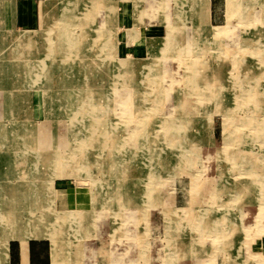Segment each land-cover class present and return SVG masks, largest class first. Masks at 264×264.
I'll return each instance as SVG.
<instances>
[{
	"label": "rangeland",
	"instance_id": "1",
	"mask_svg": "<svg viewBox=\"0 0 264 264\" xmlns=\"http://www.w3.org/2000/svg\"><path fill=\"white\" fill-rule=\"evenodd\" d=\"M14 1L0 0V264L34 238L52 264H264V0H36L32 27L10 21Z\"/></svg>",
	"mask_w": 264,
	"mask_h": 264
},
{
	"label": "crops",
	"instance_id": "2",
	"mask_svg": "<svg viewBox=\"0 0 264 264\" xmlns=\"http://www.w3.org/2000/svg\"><path fill=\"white\" fill-rule=\"evenodd\" d=\"M210 3L211 6L217 4L219 0ZM36 0H16L9 9L10 21L17 27H32L38 18L44 15L39 11ZM213 18V12L209 15ZM14 27V26H13ZM7 264H52L51 245L47 238H34L27 240L10 239L8 241Z\"/></svg>",
	"mask_w": 264,
	"mask_h": 264
},
{
	"label": "bare ground",
	"instance_id": "3",
	"mask_svg": "<svg viewBox=\"0 0 264 264\" xmlns=\"http://www.w3.org/2000/svg\"><path fill=\"white\" fill-rule=\"evenodd\" d=\"M65 8V7H64ZM96 8V7H95ZM87 9V8H86ZM64 11H65V9H64ZM68 11H70V10H68ZM89 17V16H88ZM87 17V18H88ZM91 18H92V16H91ZM227 27V26H226ZM63 28V27H62ZM70 28V27H69ZM170 28V27H169ZM174 28V27H173ZM65 28H63V31H64V33L66 34V32H65V30H64ZM228 29V28H227ZM70 30V29H69ZM172 31H173V29H172ZM172 31L170 30V34L169 35H171V33H172ZM223 31H224V29H223ZM61 33V35H62V32H60ZM50 34V33H49ZM26 35V34H25ZM28 35V34H27ZM26 35V36H27ZM51 35V34H50ZM49 35V36H50ZM28 36H30V35H28ZM73 36H75V35H73ZM51 38H48V36H47V32H46V35L43 37V41H42V43H43V45L42 46H44V44H45V47L47 48L46 49V51L49 49V47L51 46L52 47V45L54 44V40L55 39H52V36H50ZM65 37L67 38V36L65 35ZM169 38H171V36H169ZM50 40V44H48V41ZM73 40H74V43H76L77 42V44H79V45H81V43H80V41L79 40H77V39H74L73 38ZM26 41V40H25ZM32 42H33V37L32 36H30V38L28 39V41H27V43L29 44L28 46L29 47H32ZM47 42V43H46ZM32 44V45H31ZM170 45V44H169ZM77 46V45H76ZM167 46H168V44L166 43L165 45L163 44L162 45V48H161V50H163V48L165 47V48H167ZM28 47V48H29ZM98 47V46H97ZM85 49V48H84ZM71 50V49H70ZM83 51H85V50H83ZM77 53V52H76ZM84 53V52H83ZM27 55H29L28 56V60L29 59H33L34 60V62H35V65H36V76H35V80H37L39 77H41L42 79H44V78H49V74H48V71H49V64H45V62H47V59H45V54L43 53V54H39V52H27ZM52 55V54H51ZM53 56V55H52ZM53 58V57H52ZM78 58V57H77ZM264 58V57H263ZM263 61H264V59H263ZM17 63V62H16ZM10 64V63H9ZM195 64V63H194ZM18 67V66H17ZM39 67V68H38ZM61 67V66H60ZM4 70H6V69H4ZM207 70V69H206ZM3 71V70H2ZM105 71V70H104ZM8 72V71H7ZM10 72V71H9ZM202 73L204 72V71H201ZM106 73V72H105ZM213 73L214 72H212L211 74H210V76H213ZM12 74V73H11ZM26 77V76H25ZM45 80V79H44ZM37 82V81H36ZM205 82V81H204ZM197 89H195V91H197V92H201V93H203L202 91H200V88H201V86L199 85V84H197L196 86H195ZM2 89V88H1ZM79 91V90H78ZM211 91V90H210ZM210 91H208V92H210ZM206 93H207V91H206ZM245 98H246V96H245ZM62 99H63V97H62ZM93 99H95V97L93 96ZM203 99H205V100H210V97L209 98H203ZM67 100V99H66ZM90 100V99H89ZM97 100V99H96ZM202 100V99H201ZM227 116V122H226V124L224 123L223 124V126L225 127V128H227L226 130H225V132H226V134H225V136H226V138L227 137H230L231 135H233L234 133L233 132H231V130H229L228 128H229V126H231L232 125V122H231V119L233 118V115H230V114H228V115H226ZM187 119V118H186ZM189 119V118H188ZM241 119V118H240ZM89 126V125H88ZM235 128V127H234ZM36 130V129H35ZM232 131H235V130H232ZM35 133V132H34ZM29 134V133H28ZM25 135V137H29V138H32V136H34V134L33 135H31V133L29 134V135ZM4 136H5V133L3 134ZM46 135L44 134V131H42V132H39V130H38V134H37V138H36V141L37 142H39V141H41V140H46ZM31 142V141H30ZM29 143V142H28ZM41 149V148H40ZM235 153V152H234ZM238 155V154H237ZM230 164V163H229ZM236 164V163H235ZM252 175V174H251ZM256 175V174H255ZM251 178H253L252 180H249L248 181V183H247V187H248V191L250 190L251 191V195H252V189L254 188L255 189V187L258 189V191H257V193H258V195H261L262 194V192H261V189H262V187L260 186L261 185V181H260V179L259 178H257V179H255V177L254 176H252ZM254 179H255V181H254ZM253 181V182H252ZM245 188V187H244ZM263 190V189H262ZM238 194V193H237ZM255 193H253V195H254ZM241 196V195H240ZM259 200H261V198H259ZM240 201V200H239ZM23 205V204H22ZM49 210V209H48ZM182 210V209H181ZM184 211V210H183ZM182 211V212H183ZM174 212V211H173ZM174 214V213H173ZM179 214V213H178ZM10 215V214H9ZM3 216V215H2ZM217 219V218H216ZM204 220V219H203ZM29 222V221H28ZM216 223L217 221L216 220H214L213 219V223ZM220 221L218 220V223H219ZM217 224V223H216ZM211 228V227H210ZM209 228V229H210ZM222 229V228H221ZM216 230H217V227H216ZM220 230V229H219ZM223 230V229H222ZM221 231V230H220ZM218 234V233H217ZM34 236V235H33ZM67 247H69V246H67ZM70 247H71V244H70ZM73 256V255H72ZM73 258V257H72Z\"/></svg>",
	"mask_w": 264,
	"mask_h": 264
}]
</instances>
